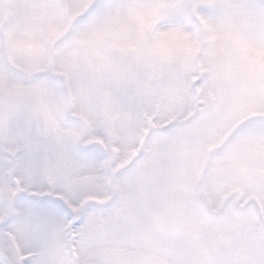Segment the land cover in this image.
Instances as JSON below:
<instances>
[{
    "label": "snow or ice",
    "instance_id": "snow-or-ice-1",
    "mask_svg": "<svg viewBox=\"0 0 264 264\" xmlns=\"http://www.w3.org/2000/svg\"><path fill=\"white\" fill-rule=\"evenodd\" d=\"M0 264H264V0H0Z\"/></svg>",
    "mask_w": 264,
    "mask_h": 264
}]
</instances>
